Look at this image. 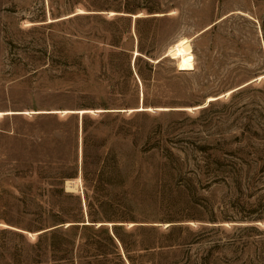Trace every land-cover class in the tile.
<instances>
[{"label":"rangeland","instance_id":"obj_1","mask_svg":"<svg viewBox=\"0 0 264 264\" xmlns=\"http://www.w3.org/2000/svg\"><path fill=\"white\" fill-rule=\"evenodd\" d=\"M86 192L144 197L193 264H264V0H0V264H55L40 233Z\"/></svg>","mask_w":264,"mask_h":264},{"label":"trees","instance_id":"obj_2","mask_svg":"<svg viewBox=\"0 0 264 264\" xmlns=\"http://www.w3.org/2000/svg\"><path fill=\"white\" fill-rule=\"evenodd\" d=\"M74 16L79 19L90 18L87 15L75 14ZM139 74L143 78L141 73ZM232 92H229V95ZM218 99L220 98H216V100ZM84 145L83 179L88 183L93 179L90 177L89 171L92 161L87 151V137H85ZM212 150H216V148ZM209 151H206L207 155H205L208 164L226 159L224 155L218 156L216 151ZM137 156L138 151H134L128 157L130 160H127L130 161L131 166L126 167L127 171L125 175H122L120 173L122 166H120L118 155L115 153L106 155V164L102 166L94 179V191L97 193L109 191L111 185L117 181H126L129 175L128 170L136 171L137 175H140L144 167L142 163L137 162ZM166 160L167 162L181 163L185 159L171 153L166 157ZM64 196L73 197V195ZM76 199H78V212L68 210L61 214L58 213L54 221L58 223L70 222L69 225L66 227L62 225L40 233L42 234L40 240L47 239L49 241V248L55 264H193L192 256L188 250L191 249L194 242L187 227L182 224H170L162 229L158 225L146 224V221L139 220L146 219V217L136 216L137 209H141L145 205L144 197L138 195H89V192H86L85 211L83 197L77 196ZM102 210H109V215L101 214ZM169 218L173 222V217ZM88 221L90 223H86ZM98 222H103V224L98 226ZM129 222L135 224L128 227Z\"/></svg>","mask_w":264,"mask_h":264},{"label":"bare ground","instance_id":"obj_3","mask_svg":"<svg viewBox=\"0 0 264 264\" xmlns=\"http://www.w3.org/2000/svg\"><path fill=\"white\" fill-rule=\"evenodd\" d=\"M181 49H182V47L175 49L173 51V54L174 55L180 54ZM182 57H181V61H186V59H184L185 56L183 58ZM134 59H135V57H134ZM213 101H215V100H213ZM66 187H67L66 190H68V191H78V190L80 191V181L79 180H74V181L73 180L72 181L67 180ZM86 223H88V222H86Z\"/></svg>","mask_w":264,"mask_h":264},{"label":"water","instance_id":"obj_4","mask_svg":"<svg viewBox=\"0 0 264 264\" xmlns=\"http://www.w3.org/2000/svg\"><path fill=\"white\" fill-rule=\"evenodd\" d=\"M133 18H135L134 16H132ZM136 19H134V21H135ZM85 205H86V203H85ZM98 224V223H97ZM53 228H55V227H53Z\"/></svg>","mask_w":264,"mask_h":264}]
</instances>
